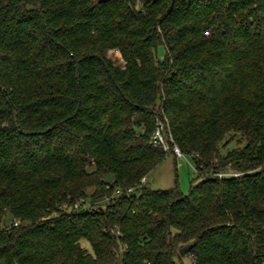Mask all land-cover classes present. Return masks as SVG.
Instances as JSON below:
<instances>
[{
	"label": "trees",
	"instance_id": "16d2710c",
	"mask_svg": "<svg viewBox=\"0 0 264 264\" xmlns=\"http://www.w3.org/2000/svg\"><path fill=\"white\" fill-rule=\"evenodd\" d=\"M158 122L194 161L186 195L138 187ZM188 244L264 264V0H0V264H175Z\"/></svg>",
	"mask_w": 264,
	"mask_h": 264
},
{
	"label": "rangeland",
	"instance_id": "374dc122",
	"mask_svg": "<svg viewBox=\"0 0 264 264\" xmlns=\"http://www.w3.org/2000/svg\"><path fill=\"white\" fill-rule=\"evenodd\" d=\"M157 57L163 59L165 56V49L162 45L157 48ZM108 57L115 64H122L123 61L117 51H109ZM235 147V139L229 141L220 148L221 153H226L228 150ZM195 164L190 155L183 154L182 156L175 157L172 154H167L146 176L147 184L157 190H164L172 188L175 184L183 194H188L190 183L199 182L195 179L196 174L194 170ZM111 181V176L108 177ZM175 264H194L193 258L190 255H183L180 259L175 260Z\"/></svg>",
	"mask_w": 264,
	"mask_h": 264
},
{
	"label": "built area",
	"instance_id": "2783aa9c",
	"mask_svg": "<svg viewBox=\"0 0 264 264\" xmlns=\"http://www.w3.org/2000/svg\"><path fill=\"white\" fill-rule=\"evenodd\" d=\"M166 123V122H165ZM164 127H166V131H164ZM150 143L153 146L160 147L162 150L167 154H172L175 157L182 156L183 153L180 151L178 146L175 144L172 135L170 134L168 130V124L166 123L165 126L162 122L157 123V127L150 136ZM195 170V167H194ZM235 177H237V174H235ZM146 183V177H142L139 181L138 187H142ZM135 187H128L126 189H116L114 192V197H118L121 195L130 196L135 192ZM139 196V194H137ZM146 264H150L147 262Z\"/></svg>",
	"mask_w": 264,
	"mask_h": 264
},
{
	"label": "water",
	"instance_id": "95a60500",
	"mask_svg": "<svg viewBox=\"0 0 264 264\" xmlns=\"http://www.w3.org/2000/svg\"><path fill=\"white\" fill-rule=\"evenodd\" d=\"M97 1H98V3H104L108 0H97ZM190 248H191V244H188V245H185L184 247H182L180 249V255H182V256L185 255L189 251Z\"/></svg>",
	"mask_w": 264,
	"mask_h": 264
}]
</instances>
